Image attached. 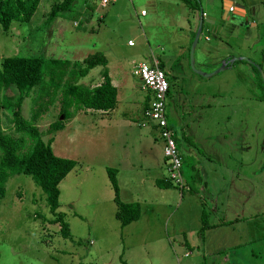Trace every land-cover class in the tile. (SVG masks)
<instances>
[{
    "label": "rangeland",
    "instance_id": "rangeland-1",
    "mask_svg": "<svg viewBox=\"0 0 264 264\" xmlns=\"http://www.w3.org/2000/svg\"><path fill=\"white\" fill-rule=\"evenodd\" d=\"M59 1L39 0L28 21H12L6 32L0 28V59L38 56L79 62L88 54L101 53L106 59L105 68L112 72L117 65L131 83L125 95L137 100L141 91L131 74L132 63L151 53L161 59L165 55L175 75L172 84L167 80L171 88L165 98L166 119L177 134L184 129L199 157L209 158L202 160L208 170L200 172L206 190L201 192L202 185L189 182L193 192L150 186L144 192L147 200L141 205V210L145 206L153 210L145 213L149 225L142 213L137 221L121 228L114 216L115 204L105 169L116 170L119 189L122 131L111 136L115 148L105 149L101 129L95 125L97 117L79 109L64 121L61 130L49 134L48 125L58 118L57 93L35 126L42 140L52 137L50 147L55 156L75 161V167L58 183L56 211L63 214L69 236L61 237L59 225L48 222L53 216L33 180L24 174L11 175L4 183L5 193L0 200V264H201L196 247L190 256L183 257L181 244L173 237L167 241L164 234L175 226L188 228L196 224L201 206L206 222L233 213L238 216L235 229L239 241H247L237 245L235 257L223 264H264V93L256 77V70L259 77L260 72L264 77V0H229L242 4L245 15L229 11L226 26L230 32L210 34L209 40H220L231 48L235 55L232 58L244 59H228V68L211 77L195 74L191 68H185L184 73L176 70L186 55L178 56L175 42L180 33L164 34V23L174 24L173 17L160 15L159 9L154 14V8L143 0H116L106 5L97 0H75L69 11L46 21L49 7ZM204 1L207 2L200 0L202 5ZM213 1L219 16L223 1ZM140 8L147 12L145 17L139 16ZM128 40L132 45H127ZM252 66H256L255 70ZM101 69L94 67L77 83L88 87L100 83ZM35 96L31 90L21 102L24 119L30 117ZM120 98L118 90L117 99ZM121 102L117 105L119 111ZM128 107L135 106L130 103ZM133 116L129 112L126 119ZM1 125L7 132L10 124L3 114ZM136 126L135 136L136 131L142 133L159 146L154 130L140 127L137 122ZM136 159L141 171H147L148 158ZM129 196L135 198L133 192L121 188L120 200H129ZM212 206H216L214 215L209 211Z\"/></svg>",
    "mask_w": 264,
    "mask_h": 264
},
{
    "label": "trees",
    "instance_id": "trees-1",
    "mask_svg": "<svg viewBox=\"0 0 264 264\" xmlns=\"http://www.w3.org/2000/svg\"><path fill=\"white\" fill-rule=\"evenodd\" d=\"M74 1L60 0L51 4L46 12V21L51 22L55 17L69 11ZM38 2L39 0H0L2 31L6 32L12 21H28ZM183 2L191 11L198 8L196 1L183 0ZM105 65V57L97 52L86 55L79 62L38 56H11L0 59V200L4 196V183L8 177L14 174L29 176L45 196V203L53 216L48 222L59 225V233L63 238L69 236V231L67 223L63 221V214L56 211L58 183L73 168L75 161L55 156L50 147L52 137L46 141L42 140L35 121L51 104L57 93L60 96L58 118L48 125L49 134L61 130L64 121L72 116L73 111L79 109L106 111L114 108L116 89L110 83ZM96 66L102 67L101 82L98 85L88 87L77 83ZM252 68L255 70L254 67ZM256 77L257 85L264 93L257 70ZM44 83L46 84L43 85ZM31 90L36 92L34 107L29 119H24L21 116L20 106ZM2 114L10 124V127L6 126L7 132H4L1 125ZM173 138L176 144L175 136ZM105 171L113 194L114 216L122 228L138 219L140 207L137 202L120 200L116 170L107 167ZM154 184L161 189L175 187L163 178L155 179ZM206 218L205 212H202L199 236L208 227Z\"/></svg>",
    "mask_w": 264,
    "mask_h": 264
},
{
    "label": "crops",
    "instance_id": "crops-1",
    "mask_svg": "<svg viewBox=\"0 0 264 264\" xmlns=\"http://www.w3.org/2000/svg\"><path fill=\"white\" fill-rule=\"evenodd\" d=\"M115 1L116 0H114L113 2ZM192 1H196V3L198 4V8L195 11H191L190 9H188L183 0H143L144 4L146 3L154 8V14L156 10L159 9L160 15H167V17L171 18L173 17L174 24L166 25L164 23L165 27H167V29L164 31V34H172L174 36H177V33H180V36L178 37L179 41L175 42V44L177 46L178 56L182 57L185 53L186 57L185 59L183 57L181 58L179 64L176 66V70H179L182 73H184L185 68H190L188 64V51L199 23V11L201 10L202 17L206 18L208 22L214 21L213 25L204 21L201 22L200 32L198 34L196 44L193 48L194 69L199 72L209 74L208 76L211 77L215 74V72L220 71V64L222 62L225 61L224 69L228 68V59H231L235 56L232 55L231 48L224 46L220 42V40H209L210 34L224 35L230 32L229 28H226L222 31L217 30L214 26L215 24L219 23L220 19H222L223 17L226 18L229 11L227 10V12H221L219 16H217L214 12L215 2L213 0H207L210 6L206 1H204L203 5L201 4L200 0ZM222 1L225 5L233 6V10L231 12L238 13L239 15H245V7L242 4L237 2H233L232 4V2H227V0ZM236 4L242 5L241 8H238ZM161 9H165L167 11H163L161 13ZM169 9L172 10L171 13ZM140 10H144V8H140L139 11ZM175 10H179L181 12L177 14V11ZM146 15V11L143 15L139 14V16L141 17H145ZM167 40L169 42V39ZM166 45L167 44L165 43L164 47H166ZM196 50L197 52H199L198 56H196ZM148 55H146L144 60H148ZM162 57L164 62L160 56H158V58H155L158 60L159 66L164 71L165 77L167 78L166 80H168L172 84V81L175 77L174 71L172 70V63L167 60L165 55H163ZM208 57H210V59H207ZM106 70L110 79V83L116 89L115 107L106 111H92L90 109H85L83 113L93 112L94 117H97L95 119V125L101 129V133L105 140L104 146L107 150H109V148H115L113 147L115 141L111 140V136L122 131L123 140L119 142V167L117 168L119 174L121 175L119 196L121 194V188H124V191L133 192L135 198L132 199V196H129V200L123 202H137L140 207V215L138 219L142 217L143 213L145 215V219H147L145 220V224L149 225V217L148 214L146 215L145 213L147 211L153 212V210L148 208L147 206H145L144 209L141 210L142 203L145 204L147 200L144 192L148 190L150 186H155V179L163 178L166 174L165 162L162 157L161 141L159 140L160 144L158 147H156L154 142L150 139H146V137L142 135V133L136 131V136L134 135L135 127L138 128L136 126V122L140 119L141 111L147 104L149 93L141 88L139 81L136 79L139 84L138 89L142 94L140 93V95H136L137 100H130V97L125 95V91L131 89V83L122 76L119 67L115 65L112 72H110L107 68ZM193 73L195 72L193 71ZM98 83L99 82H96L95 85H97ZM170 88L171 86H168L167 94L170 93ZM118 90L121 91L120 99H117ZM121 101L123 102V104H121V109L119 111L117 109V105ZM129 102L135 107L130 109L128 107V105L130 104ZM129 112H132L134 116L130 119H126L127 113ZM173 115L175 116L176 113H174ZM148 128L149 130H154L151 127ZM172 133L173 136H175L176 145L181 157V174L184 182V187L180 189V192H193V187L190 186V184L194 183L195 185H202L201 192L205 193L206 182L204 181L201 173H204V169L208 170V167H206L202 163V160L204 158H209L198 156L199 152L194 149L195 145L190 143L189 137L186 135L184 129H181L178 134L174 130H172ZM189 144L194 146H190ZM155 148H157V150ZM137 156L139 158L142 156L148 158L149 161L147 171H141V165L136 159ZM132 161H137V164L132 163ZM209 170H212V168H210ZM214 171L215 170L213 169V172ZM187 182H189L190 184H188ZM180 204L181 202L179 203V205ZM201 205L202 203H200V206ZM215 207L216 206H212L211 210H209L212 215H214V213L216 212ZM202 212L205 211L201 206L196 216V224L188 228H186L185 226H183V228L175 226L169 232H165L164 234L166 236V239L167 241H169V238L173 237L172 240H175L179 244H181L183 257L190 256L191 251H193V248L196 247L197 251L199 252L198 257L202 261L201 264H223L225 261L230 260L231 257H235L234 252L238 250L236 248L237 245L245 243V241H247H239V235L237 233V230L235 229V222H237L236 220H238V216L233 213L230 217L224 215V217L221 216L218 218H214L213 221L207 222L208 227L205 228L202 232V235L199 236L197 234L198 229L201 225L200 216ZM130 224L131 223L126 226H129ZM164 225V229L167 230V222H165ZM194 235L196 236L194 237Z\"/></svg>",
    "mask_w": 264,
    "mask_h": 264
},
{
    "label": "built area",
    "instance_id": "built-area-1",
    "mask_svg": "<svg viewBox=\"0 0 264 264\" xmlns=\"http://www.w3.org/2000/svg\"><path fill=\"white\" fill-rule=\"evenodd\" d=\"M97 1L100 5H106L114 0ZM232 9V7H228V11H232ZM144 13V10L139 11L140 15ZM127 44L132 45V41L128 40ZM148 57V60H140L131 65L132 76L139 81L141 88L149 93V100L142 109L137 124L140 127H151L156 131L157 137L162 143V157L165 162L166 174L163 179L181 189L184 187L181 174V157L165 113L168 83L158 60L152 53Z\"/></svg>",
    "mask_w": 264,
    "mask_h": 264
},
{
    "label": "water",
    "instance_id": "water-1",
    "mask_svg": "<svg viewBox=\"0 0 264 264\" xmlns=\"http://www.w3.org/2000/svg\"><path fill=\"white\" fill-rule=\"evenodd\" d=\"M227 2H230V1L227 0ZM236 6L238 8H241L242 5L236 4ZM227 8H228V5L222 4V12H224V11L227 12ZM199 14H200L199 23H198V26L196 28L195 34L193 36V39L191 41V44L189 46V51H188V64H189V67L191 68L192 71H194L195 73H197V74H199V75H201L203 77H207L209 74L202 73V72H199V71H197V70L194 69V66H193V48H194V46L196 44L197 37H198V34L200 32V24H201V22L204 21V22H207V23L213 25L214 24L213 23L214 21L208 22L206 18H203L202 17L201 10L199 11ZM226 23H228L227 22V19L223 17L222 19H220L219 23L218 24H215L214 26H215V28L217 30H222L223 31L226 28H228L226 26ZM240 59L243 60L244 58H242V57L232 58L230 61H235V60H240ZM224 64H225V61L221 63V69L224 68ZM253 67L255 68L256 66H253ZM260 79H261L262 86L264 88V77L261 74V72H260Z\"/></svg>",
    "mask_w": 264,
    "mask_h": 264
}]
</instances>
